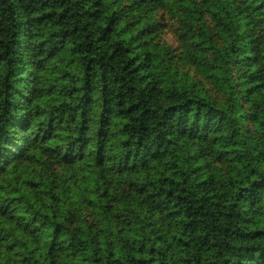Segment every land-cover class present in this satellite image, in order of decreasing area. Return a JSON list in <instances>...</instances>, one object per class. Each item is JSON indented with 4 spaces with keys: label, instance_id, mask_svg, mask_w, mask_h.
I'll return each mask as SVG.
<instances>
[{
    "label": "trees",
    "instance_id": "1",
    "mask_svg": "<svg viewBox=\"0 0 264 264\" xmlns=\"http://www.w3.org/2000/svg\"><path fill=\"white\" fill-rule=\"evenodd\" d=\"M0 264H264V0H0Z\"/></svg>",
    "mask_w": 264,
    "mask_h": 264
}]
</instances>
